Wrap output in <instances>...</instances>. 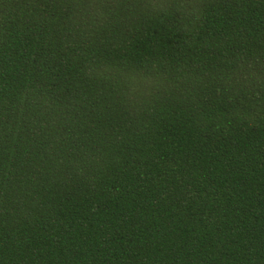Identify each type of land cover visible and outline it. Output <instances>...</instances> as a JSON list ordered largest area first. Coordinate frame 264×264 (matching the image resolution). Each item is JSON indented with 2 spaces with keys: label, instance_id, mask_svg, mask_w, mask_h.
Instances as JSON below:
<instances>
[{
  "label": "trees",
  "instance_id": "trees-1",
  "mask_svg": "<svg viewBox=\"0 0 264 264\" xmlns=\"http://www.w3.org/2000/svg\"><path fill=\"white\" fill-rule=\"evenodd\" d=\"M0 264H264V0H0Z\"/></svg>",
  "mask_w": 264,
  "mask_h": 264
}]
</instances>
